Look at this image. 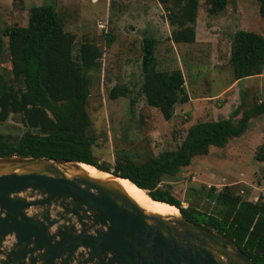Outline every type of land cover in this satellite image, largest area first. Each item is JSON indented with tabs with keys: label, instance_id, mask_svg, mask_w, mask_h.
Listing matches in <instances>:
<instances>
[{
	"label": "rangeland",
	"instance_id": "obj_1",
	"mask_svg": "<svg viewBox=\"0 0 264 264\" xmlns=\"http://www.w3.org/2000/svg\"><path fill=\"white\" fill-rule=\"evenodd\" d=\"M45 3L52 4L63 30L73 35V57L83 41L93 42L101 52L99 67L85 71L89 80L88 134L93 138L91 154L96 163L111 168L122 155L134 162L145 161L174 149L191 124L228 116L241 98L245 104L242 109L264 100V64L260 74L235 81L227 62L235 30L264 36V18L254 0H227L224 9L214 15L207 12L206 0H198L191 43L171 42V27L156 0H0V28L24 26L29 7ZM144 36L157 40L156 68H178L183 76L189 99L176 103L168 120L144 102L139 89ZM0 73L5 79L11 77L5 44ZM114 86L125 89L124 95L110 98ZM24 130L17 114H9L0 123V133L12 137ZM263 142L264 116L252 117L241 134L228 138L221 147L209 146L205 155L193 156L175 175L162 176L157 186L179 200L182 207L192 205L210 213L219 207L208 195L210 187L215 193L228 186L248 201L264 198L260 179L263 163L254 158Z\"/></svg>",
	"mask_w": 264,
	"mask_h": 264
},
{
	"label": "trees",
	"instance_id": "obj_2",
	"mask_svg": "<svg viewBox=\"0 0 264 264\" xmlns=\"http://www.w3.org/2000/svg\"><path fill=\"white\" fill-rule=\"evenodd\" d=\"M171 27L173 43L194 41V19L198 0H156ZM264 18V0H254ZM227 0H206L209 14H218ZM107 41L111 36L106 37ZM5 40V41H4ZM74 37L63 30L50 3L29 7L24 26L0 28V57L4 44L9 57L10 79L0 73V123L9 114H17L25 130L19 136L0 133V157L32 156L60 158L90 164L114 176L126 178L158 201L177 208L188 221L203 225L231 238L254 264H264V198L241 199L228 186L208 195L219 205L214 213L180 201L157 184L162 176L175 175L193 156L207 153L209 146L221 147L236 137L252 117L264 116V100L254 101L242 109L243 98L228 116L197 121L187 127L180 143L142 162L128 155L115 159L112 167L96 163L91 154L93 138L88 134L90 119L86 111L88 76L86 70L97 69L101 52L91 41H83L72 56ZM157 40L144 36L140 45V85L144 102L157 108L164 120L170 119L171 107L188 101L183 76L178 68L159 70L155 63ZM227 62L235 81L256 76L264 64V36L248 30H235L231 36ZM118 87L109 91L110 98L124 95ZM242 109V110H241ZM255 160L263 163L264 142L257 147Z\"/></svg>",
	"mask_w": 264,
	"mask_h": 264
},
{
	"label": "water",
	"instance_id": "obj_3",
	"mask_svg": "<svg viewBox=\"0 0 264 264\" xmlns=\"http://www.w3.org/2000/svg\"><path fill=\"white\" fill-rule=\"evenodd\" d=\"M78 163L0 157V264H254L231 238L179 212L144 211L117 176L66 172Z\"/></svg>",
	"mask_w": 264,
	"mask_h": 264
},
{
	"label": "bare ground",
	"instance_id": "obj_4",
	"mask_svg": "<svg viewBox=\"0 0 264 264\" xmlns=\"http://www.w3.org/2000/svg\"><path fill=\"white\" fill-rule=\"evenodd\" d=\"M58 168L66 167V164H55ZM77 167H73L71 169H66V172H73L74 169L82 170L86 174H88L90 177L93 178H102L106 177L108 173L102 172L100 170H97L94 168V166H90L84 163H78L76 164ZM114 180L121 186V188L126 192V194L131 197L135 203L141 207L146 212H152L157 213L162 216H169V215H177L178 210L167 203L160 202L153 200L150 198L146 192L138 187H136L134 184H132L127 179L118 178L115 177Z\"/></svg>",
	"mask_w": 264,
	"mask_h": 264
}]
</instances>
